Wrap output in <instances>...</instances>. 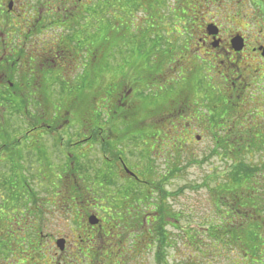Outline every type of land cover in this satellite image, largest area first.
Instances as JSON below:
<instances>
[{
    "label": "flooded vegetation",
    "instance_id": "flooded-vegetation-1",
    "mask_svg": "<svg viewBox=\"0 0 264 264\" xmlns=\"http://www.w3.org/2000/svg\"><path fill=\"white\" fill-rule=\"evenodd\" d=\"M179 2L182 22L190 19L175 36L177 61L194 52L191 59L197 65L180 72L165 67L172 76L159 85L165 89L158 94L170 99L176 90L180 93L175 116L136 114L135 103L148 105L159 95L148 99L136 82L120 76L110 97L99 82L101 106L104 110L113 102L125 114L83 116L81 124H74L70 112L67 117L58 114L66 106L55 104L53 114L33 115L32 121L24 116L32 124L18 136L19 151L5 152V171L12 168L15 173L5 180V196L0 195V264H264V198L250 205L247 200L244 207L243 196L218 195V187L229 180L216 174L213 165L224 150L240 154L249 150V138L264 140V0ZM57 4L0 0V89L49 91L53 96L59 72L63 91L89 87L88 73H76L79 62L65 72V59L73 53L54 33V28L65 30L67 25L58 21ZM129 94L132 99L127 100ZM35 99L40 104L41 96ZM231 115L233 121L225 125ZM161 126L178 143L167 154L155 155L152 130ZM68 128L72 131H64ZM138 131L145 136L140 138ZM69 134L71 142L64 141ZM206 135L211 147L191 167L212 166L213 176L187 186L192 168L186 166V156L201 154L205 148L198 146ZM54 136L63 137L65 148L59 145L57 156L48 158L53 148L46 140ZM24 150L35 151L29 158L40 163L24 169ZM58 156L64 173L51 164L59 162ZM194 188H205L206 194L187 200L186 189ZM234 216H245V227L249 219L261 222L244 229L239 253L218 239L228 224L225 219Z\"/></svg>",
    "mask_w": 264,
    "mask_h": 264
},
{
    "label": "rangeland",
    "instance_id": "rangeland-1",
    "mask_svg": "<svg viewBox=\"0 0 264 264\" xmlns=\"http://www.w3.org/2000/svg\"><path fill=\"white\" fill-rule=\"evenodd\" d=\"M56 1L58 2L57 5H59V9H61L57 12L58 21L60 22L63 20L67 25L65 26V30L58 31L54 28V33L59 37L60 35L62 36V40L66 42L67 47L70 48L73 53V57L71 56L72 58L69 57L65 59V61L68 60L66 65L68 68L65 72L70 71L71 67H75L76 63L79 62L82 70L79 66L80 69L77 70L76 73H88L90 78L88 81L89 84H93L94 80H97L98 83L102 82L103 85H101V87L106 89L109 86V83L118 80L119 76L121 78L124 77L126 80L132 81L133 83L136 82L138 84V91L142 95L147 96L148 99L152 98L151 95L155 94V91H160V88L155 84L153 86L148 85L149 80H152L153 83H159V85H161V83L166 85V77L169 78L172 76V74H167L168 71L166 68L165 71H162L156 78L149 77L148 71L151 69L152 63H154L153 60L161 58L158 55L159 51L157 49L163 47V49L167 50L169 44L176 49H179V44L175 36H178V32H182L179 28L183 22L186 21L188 23V20L190 19V17H184V21L182 22L183 16L181 15V11L183 10V6L180 5L179 0H133L134 3L131 4L133 8L131 9H129V0H83L75 6L72 4H74L73 1L77 0ZM124 1L125 4L123 3ZM21 5L22 4H17L16 8H22ZM113 7L116 8L117 12H115ZM191 7L197 12L198 9L195 4H192ZM125 16L129 19L128 22V19L125 18ZM108 21L111 26H108L106 23ZM113 27L116 28V34H112L111 32L112 29L114 30ZM98 30L100 35H109L110 39L113 40L116 45L113 48L101 46V41L97 40L98 37L95 38V33ZM134 41L141 45L142 56L140 55L137 58H133V49H137L135 47L137 45L133 44ZM166 45L167 48H164ZM154 47L157 49H154ZM168 51L176 52L173 47H169ZM143 55L145 57H143ZM192 56H194V52L190 53L186 59H181V62L178 64L179 56L177 53L173 60V66L177 67V69L180 68L178 72L181 70L186 71L189 65L196 66L197 62H195L194 59H191ZM83 65L86 66L85 69L83 68ZM128 65L131 68H129ZM90 72L92 73L90 74ZM60 77L63 76H61L59 72V76L56 77V84L54 85L55 89H53L52 92L53 97L49 99L53 104H58V106H63L62 104H64L66 106L60 110L58 113L59 115H65L67 117L68 114H66V111L70 112L73 116L70 119L72 121L74 120V124L77 122H80L81 124L80 118L83 116H89L92 113L90 112L88 114V110L84 113H79L71 106L72 100L70 99L68 92L63 91ZM73 77L74 76L70 79ZM136 77L141 79L142 82L135 81L134 78ZM174 77H176V75H174ZM120 82L121 81H119V83ZM128 83L129 87H131V82ZM137 89L135 88V91ZM168 97L165 94H160L159 97H155L157 98L155 101L158 103L153 100L150 101V106L152 108L155 104L157 105L156 107L160 108L165 106L164 113L158 114V111H153L152 114H154V116L163 115L165 119H170L176 115V112L178 113L177 109L182 101L180 93L177 94L176 90L170 99ZM130 99H132L131 95L127 100ZM134 106L133 108L135 111H133L136 114H148L152 109L148 108V111H146V104H138L137 106L135 103ZM34 108L37 112L36 114H42V107ZM31 112L34 114L35 111L31 109ZM120 113L125 114L127 112L126 110H122ZM231 116H229V119L226 121L228 123L225 125H229L230 121H233L234 117ZM46 118L47 120H50V117ZM29 123L32 124L31 121H25L24 115L22 114H11L6 112L4 117L0 118V195L5 196V180L13 178V174L15 173V170L12 168L5 171L4 156L6 149L14 148L15 150H12V152L19 151L21 144H18V136L27 127L26 124ZM84 124L89 126L87 122ZM64 131L71 132L72 130L71 128H68ZM64 136L66 135H63V137ZM68 136H71V134L67 135L64 141L71 142ZM6 137H8V140H6ZM63 137L54 136L47 138L46 142H48L47 144H50L48 147L51 146L53 148V151L44 150L45 152L49 151L47 153L48 158H54L57 156L58 152L56 150L59 149V145H63ZM74 137L75 135H73V140ZM5 141L9 144L5 147V151L4 149L1 151V145L4 144ZM198 147H200L198 149H205L202 150L201 154L198 153L195 156L187 155L186 160H192V158L200 159L201 156H204L208 152L211 147V142L207 135ZM63 148H65L64 145ZM21 154L24 156V161L20 163L24 169H28L31 165L34 167V165L40 163L35 160L31 161L29 158V156L35 154V151L29 152L24 150ZM40 154L42 153L40 152ZM57 160H60L59 156L57 157ZM248 161L258 165L264 162V147L262 148L261 146L260 148L253 150L251 158ZM213 162V165L216 166V174H221L229 169L230 162L224 160L222 157H218V160L214 159ZM53 163L54 168H58L56 169L57 173H64V170L60 169V167H65L63 160L58 163L52 161L51 164ZM211 168L212 166L206 165L202 166L200 169L192 168V170L186 174V185H194L196 180L200 182L204 178L212 177L213 172L210 171L209 173ZM261 174H263L262 177L264 178V172ZM218 179L223 180L220 178ZM260 189L264 190V186L260 187ZM204 190L205 188L199 189L198 191H195V189L193 191L186 189V199L197 201L196 196L206 194Z\"/></svg>",
    "mask_w": 264,
    "mask_h": 264
},
{
    "label": "trees",
    "instance_id": "trees-1",
    "mask_svg": "<svg viewBox=\"0 0 264 264\" xmlns=\"http://www.w3.org/2000/svg\"><path fill=\"white\" fill-rule=\"evenodd\" d=\"M123 3L125 4V1ZM128 3H130L129 9L133 8L131 5L132 3H134L133 0H129ZM113 8L115 9V12H117L116 8L115 7ZM125 18L127 17L125 16ZM128 21L129 19L127 20V22ZM106 23L108 24V26H111L109 21ZM113 28L114 30L116 29L115 27ZM114 30L113 29L111 30L112 34L117 33L116 30L115 31ZM96 33H95V38L98 37L97 40L101 41L102 44L101 46H107L109 48H113L116 45V43L110 39L109 35L108 36H105V34L100 35L99 30ZM137 43L138 42L135 41L133 43L137 45L135 46L137 49H133V58H137L140 55L142 56L141 45ZM171 46L172 45L169 44L168 48ZM168 48L166 50L163 49V47L159 49L154 47V49H157L159 51L158 55L161 58L153 60L154 63H152L151 69H149L148 71L149 77L156 78L159 74H161V72L164 70L165 67H172L174 65L173 60L175 54L177 53V49L173 48L176 52H172V51H168ZM143 57L145 56L143 55ZM91 73L92 72H90V74ZM154 84L159 87V83H153L152 80H149L148 85L153 86ZM88 85L89 87L86 89H67L69 97L72 100L71 106L74 107V109L77 112L84 113L86 110H88V114L91 112L92 113L91 115L96 117L105 114L110 116L120 114L122 110L119 108V106L113 104V102H107L103 110L101 106V92H100L101 87L100 84L97 82V80H94L93 84L88 83ZM114 86L115 84L112 81V84L105 89L106 97L111 96L110 95V93L112 92L111 88ZM14 87H16V85H14ZM164 89L163 90L159 89L160 91H155L157 93H155L154 95L164 91ZM169 90H176V89H169ZM37 95L41 96L40 104L35 99ZM51 97L53 96L49 91L46 92L41 91L38 94H36V92L34 91H23L19 89H8V90L0 89V118H3L5 113L7 112L11 114L12 113L22 114L24 116L29 117L30 120L32 121V119L35 118L34 116L39 115L36 114L37 112L34 107L35 106L39 107L40 105L42 107V114H41L42 117H45L48 114H53L57 109L52 111L54 108H56V105L53 104L49 99ZM155 97H153V101L157 99ZM156 106L157 105L155 104V106L152 108L149 103L147 105V108L145 109L146 111H148L147 110L148 108L154 109V110L151 109L150 114H152L153 111H158V114L165 112L164 111L165 106L163 108ZM60 107H64V106H60ZM31 109L35 111L34 114L33 112H31ZM175 114H177V112ZM159 117H163V115H159ZM94 129L97 130V127H95ZM167 130L168 129L165 126L154 127V129L152 130V134H153L152 138L154 145L153 151L155 155H159V154L165 155L167 154V150L169 147L174 149V147L177 146L178 138H175L172 135H167L165 133V131ZM138 132H139L138 136H140V138H143V136H145L142 134V131H138ZM256 139L258 141H256ZM6 140H8V137H6ZM247 141H248L247 145L250 146L247 152H243L240 154L239 153L231 154L230 152L224 150L222 154L218 155L219 157H222L224 160H229L232 163L230 164L229 169L226 172L224 171L222 173L223 177H225L229 181L225 182L223 185L218 187V195L227 194L232 196H243L245 198L241 199V201H243L244 207H246L245 204H247L248 202L247 200H249V205H250V203L256 198H264V190L260 189V187L264 186V178L262 177L263 174H261L262 172H264V162L258 165L251 163V161H248L251 158L253 150H255L257 146L258 147L264 146L263 144L264 140H262L261 138H249ZM8 144L9 143L5 141V143L1 145L2 148L1 151L3 149L5 151V147ZM220 146H224V145H220ZM172 155L174 156L176 155V153L172 152ZM4 161H5V156H4ZM194 162H195L194 158H192V160H186V166L191 167L195 164ZM258 178L262 182L261 184H257ZM17 183L18 181L13 182V184L15 185ZM9 190L12 191L13 186H11ZM256 208L259 211H261L260 213H257L261 218L263 210L262 208L261 209L259 208V205ZM245 216L248 218V215ZM245 216L243 218L234 216L233 218L225 219L227 220L228 224L225 226V229H220L219 232H223V233L218 234V239H221L223 242L227 241L228 243L233 244V249L235 250L234 253L235 252L239 253L240 249L242 248L240 246L241 245L240 242H243L244 229L246 231V227H257L261 225L260 219L256 218V219H249V225L245 227L244 220L247 219L245 218ZM251 217L252 215L249 214V218ZM221 240H219V242Z\"/></svg>",
    "mask_w": 264,
    "mask_h": 264
}]
</instances>
